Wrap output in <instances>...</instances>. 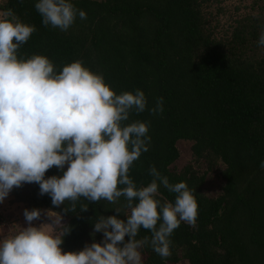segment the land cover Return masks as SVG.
Returning <instances> with one entry per match:
<instances>
[{"label": "trees", "instance_id": "trees-1", "mask_svg": "<svg viewBox=\"0 0 264 264\" xmlns=\"http://www.w3.org/2000/svg\"><path fill=\"white\" fill-rule=\"evenodd\" d=\"M36 2H0V12L11 9L35 26L19 59L45 56L57 74L80 60L117 95L142 90L147 109L163 97L161 114L133 111L124 122H150L149 150L129 175L137 188L147 186L155 166L170 183L185 182L198 217L195 227L182 222L173 232L170 257L141 249L143 264H264V46L258 45L264 0H70L87 19L77 16L67 31L44 26ZM178 142L190 143L192 156L180 171L171 168ZM62 175L53 167L45 178ZM212 178L220 182L216 196L208 194ZM9 196L11 204L62 217L58 235L63 225L71 228L62 237L63 252L100 243L103 234L93 226L101 215L126 221L130 214L124 197L116 203L81 197L74 210L68 200L55 207L36 183L13 188ZM156 198L174 202L175 194L160 185ZM145 236L151 232L141 228L136 238Z\"/></svg>", "mask_w": 264, "mask_h": 264}, {"label": "clouds", "instance_id": "clouds-1", "mask_svg": "<svg viewBox=\"0 0 264 264\" xmlns=\"http://www.w3.org/2000/svg\"><path fill=\"white\" fill-rule=\"evenodd\" d=\"M34 7L44 26L61 31H67L77 16L87 19L70 0H37ZM35 30L11 9L0 12V203L13 188L36 183L40 195H49L55 207L68 200L74 210L81 197L94 203H116L124 197L130 214L126 221L101 215L93 226L94 233L103 234L100 243L63 252L62 237L71 228L63 225L56 235L48 224L33 226L42 214L50 219L56 212L25 209L28 227L0 241V264H143L141 249L146 246L162 259L170 257L173 232L182 222L195 227L198 203L185 182L170 183L155 166L149 169L153 179L147 186L137 188L130 178L133 162L149 150L150 122H124L133 111L147 109L145 93L136 89L117 95L102 75L80 60L57 74L45 56L19 59V48ZM258 45L264 46V32ZM147 110L161 114L163 97ZM53 167L63 175L45 178ZM260 167L264 169V161ZM160 185L175 194L174 202L156 198ZM141 228L151 232V238L137 239Z\"/></svg>", "mask_w": 264, "mask_h": 264}, {"label": "rangeland", "instance_id": "rangeland-1", "mask_svg": "<svg viewBox=\"0 0 264 264\" xmlns=\"http://www.w3.org/2000/svg\"><path fill=\"white\" fill-rule=\"evenodd\" d=\"M231 1V0H230ZM0 2H4V0H0ZM229 3V2H226ZM191 144L188 142H178L177 149L179 151V158L171 167L177 171L183 169L187 164H189L192 160L191 152H190ZM220 188V182L214 178L209 181V185L207 186L208 194L210 196H216L218 190ZM11 197H8L0 203V241L6 238H10L22 228L28 227V224L25 221L23 212L25 210L24 206L11 204ZM60 218L56 215L51 216L50 219L46 215H42L39 220L33 221V226L40 227L42 224H48V230L53 234L58 235L55 231V225H59ZM62 222V220H61ZM180 264H187L182 262Z\"/></svg>", "mask_w": 264, "mask_h": 264}, {"label": "water", "instance_id": "water-1", "mask_svg": "<svg viewBox=\"0 0 264 264\" xmlns=\"http://www.w3.org/2000/svg\"><path fill=\"white\" fill-rule=\"evenodd\" d=\"M57 216V215H56ZM58 217V216H57ZM59 218V217H58Z\"/></svg>", "mask_w": 264, "mask_h": 264}]
</instances>
